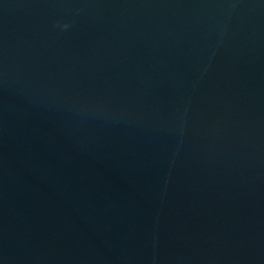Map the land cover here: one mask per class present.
I'll list each match as a JSON object with an SVG mask.
<instances>
[{
  "label": "water",
  "instance_id": "water-1",
  "mask_svg": "<svg viewBox=\"0 0 264 264\" xmlns=\"http://www.w3.org/2000/svg\"><path fill=\"white\" fill-rule=\"evenodd\" d=\"M0 264H264V0H0Z\"/></svg>",
  "mask_w": 264,
  "mask_h": 264
}]
</instances>
